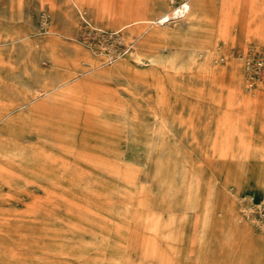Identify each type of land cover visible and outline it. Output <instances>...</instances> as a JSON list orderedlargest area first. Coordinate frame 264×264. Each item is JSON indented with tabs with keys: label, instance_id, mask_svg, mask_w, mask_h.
<instances>
[{
	"label": "rangeland",
	"instance_id": "rangeland-1",
	"mask_svg": "<svg viewBox=\"0 0 264 264\" xmlns=\"http://www.w3.org/2000/svg\"><path fill=\"white\" fill-rule=\"evenodd\" d=\"M0 264H264V0H0Z\"/></svg>",
	"mask_w": 264,
	"mask_h": 264
},
{
	"label": "bare ground",
	"instance_id": "bare-ground-1",
	"mask_svg": "<svg viewBox=\"0 0 264 264\" xmlns=\"http://www.w3.org/2000/svg\"><path fill=\"white\" fill-rule=\"evenodd\" d=\"M172 2H173V1H172ZM190 11H191V7H190L189 5H187V4H185L184 6L180 7V8L177 9V10H175V13H174L173 16H175V18H176V17H179V16H181V17H186L187 14L190 13ZM163 19H166V17H163L161 20H163ZM161 22H162V21H161Z\"/></svg>",
	"mask_w": 264,
	"mask_h": 264
}]
</instances>
